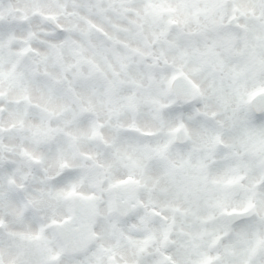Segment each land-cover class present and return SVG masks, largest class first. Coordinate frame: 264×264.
<instances>
[{
	"label": "clouds",
	"instance_id": "1",
	"mask_svg": "<svg viewBox=\"0 0 264 264\" xmlns=\"http://www.w3.org/2000/svg\"><path fill=\"white\" fill-rule=\"evenodd\" d=\"M0 264H264V0H0Z\"/></svg>",
	"mask_w": 264,
	"mask_h": 264
}]
</instances>
